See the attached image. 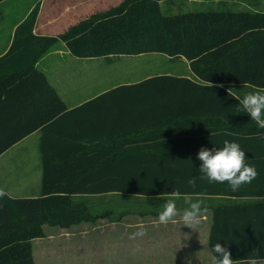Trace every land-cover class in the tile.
<instances>
[{"label": "trees", "instance_id": "obj_1", "mask_svg": "<svg viewBox=\"0 0 264 264\" xmlns=\"http://www.w3.org/2000/svg\"><path fill=\"white\" fill-rule=\"evenodd\" d=\"M39 12L38 3L0 56V156L41 130L44 169L39 196L0 197V264H36L33 240L45 236L46 224L71 228L96 222L102 207L97 203L102 201L91 197L117 193L115 200L121 199L124 211L129 206L145 211L154 205V213H160L176 189L182 194L177 201L181 210L188 207L184 197L202 200V209H211V251L219 241L229 244L234 258L246 259L254 248L264 255V136L257 135L264 130L238 110L239 101L233 97L242 98L252 90L245 83L264 87V11L213 9L165 15L159 0H124L59 36L35 33ZM60 40L80 58L151 52L187 58L194 78L155 75L120 85L84 105L143 106V122H123L115 132L131 133L147 124L160 134L161 123L172 122L174 127L171 123L164 129H169L164 135L169 138L134 141L128 148L132 153L111 156L98 152L86 157L82 155L87 151L69 146V139H82L90 132L69 133V108L37 65L49 44ZM210 82L214 87L206 86ZM225 140L240 144L247 163L257 168V178L237 191L227 183L199 179L195 188L189 186V179L200 176L201 147L219 148ZM112 202L113 196L103 201L104 210L110 211Z\"/></svg>", "mask_w": 264, "mask_h": 264}, {"label": "crops", "instance_id": "obj_2", "mask_svg": "<svg viewBox=\"0 0 264 264\" xmlns=\"http://www.w3.org/2000/svg\"><path fill=\"white\" fill-rule=\"evenodd\" d=\"M10 0L0 1V5ZM123 0H67L65 4H60L55 0H28L25 6L18 4L17 9L15 6L12 7L14 10L13 15L6 13V17L9 19V23L5 28L0 26V56L8 51L10 48L15 30L20 22H22L30 11L39 3L40 12L38 15L37 24L35 27V33L40 35H60L67 31L71 26L78 24L79 22L88 19L94 14H99L110 10L113 7L118 6ZM57 3V5H56ZM56 5V6H55ZM162 7V6H161ZM203 10V9H198ZM214 10H245V9H214ZM192 11V10H188ZM255 11H264L256 9ZM67 48L65 42H63ZM66 50V49H65ZM69 54L66 55L61 52L59 56L56 57H66L69 55L71 57L77 56L73 55L67 48ZM55 50L49 52L45 57H43L38 62V68L41 69L49 78L51 83L57 89L58 81L53 80L55 78L54 72L51 71L52 68V58L51 56L57 55ZM47 58H49L47 60ZM80 58V57H78ZM82 59V58H81ZM183 62H187V58H178ZM188 66L191 69V64ZM187 65V64H186ZM66 72V70H64ZM191 74H178V73H154L146 75L141 79L134 81H128L124 83H119L112 85L110 87L94 90L89 94L81 95L73 94L69 91L68 99L61 93V96L65 100L69 108V116L67 117V124L69 123V133L73 135L80 136L81 133L90 132L88 135H84L82 139L78 137L72 140L69 139V146L75 145V149H81V152L87 151L88 154L82 156L92 157L97 156L98 152L102 154L111 155H122L130 148V144L134 141L143 140H159L166 139L169 137H164L170 132L169 129L164 131V129L172 122H162L161 130L153 132L149 125H141L137 129H133L131 133L119 134L115 130L120 124H138L142 119L145 118L146 113L142 110L143 106H130L129 108H123L119 104H98L91 103L88 106H84L89 103V101L113 88H116L123 84H128L132 82H138L143 79L160 75L169 74L174 76H186L194 78L193 71L191 69ZM58 77V76H57ZM80 76H69V83L73 80L79 78ZM75 78V79H73ZM73 79V80H72ZM72 80V81H71ZM58 90V89H57ZM59 91V90H58ZM98 107V108H97ZM177 109V105L174 106ZM100 111H97V110ZM122 109H132L135 111H122ZM97 122V123H96ZM96 124V125H95ZM174 127V124H171ZM99 129L111 130V134H105ZM157 131V129H154ZM154 135V136H152ZM161 135V137H157ZM43 137V131L37 130L31 135L27 136L19 143L15 144L5 153L0 156V159L4 157L7 153H10L15 149V147L25 143L24 148H19L18 156H23L29 160L28 168L26 172L23 171L21 179H19V184L28 187L27 192L23 193L22 190L18 194L13 193L14 188H10L9 185H0L7 194L12 197H31L39 196L42 191L43 184V162H42V152H41V139ZM173 138V137H172ZM121 146V147H120ZM120 147V148H119ZM123 147V148H122ZM69 154V147L66 150ZM107 155V156H108ZM22 158V157H21ZM68 169V168H67ZM17 175H20L18 168L16 169ZM22 173V172H21ZM21 176V175H20ZM15 182L16 184H18ZM21 186V187H22ZM20 187V188H21ZM117 193H107L105 195H96L91 197V199L96 200L100 207L97 221L101 219H107L109 223L115 228L103 229L99 228L96 222H83L81 224L75 225V227L62 228L60 230H46L45 236L39 237L33 240V254L36 264H136L138 254L133 251V249H128L125 245L126 241H122V234L126 228H122V225H129L130 227H135L136 225L143 224L146 230V246L143 247L142 254L145 257V262L147 264H199V259L202 257L207 260L209 264L210 257L213 255L210 245H209V235L210 228L212 224V213L210 218L206 214H202V222L200 225L192 229L186 225H183L180 221V217H177L176 223L161 224L159 223L158 217L159 213H154V205H148L145 211H139L135 207L129 206L126 211L123 210L121 199L118 202L115 200ZM113 196L112 208L110 211L104 210L103 201L109 202ZM233 200H238L234 198ZM242 200V199H241ZM157 202V201H156ZM161 204V201H159ZM163 207V206H162ZM205 209V208H204ZM85 223H93L91 225L96 226L93 228H76L79 225ZM128 228V227H127ZM102 238H108L104 240ZM39 243V251L37 250L36 244ZM58 243L56 248H48L47 244ZM140 250V251H141Z\"/></svg>", "mask_w": 264, "mask_h": 264}, {"label": "rangeland", "instance_id": "obj_3", "mask_svg": "<svg viewBox=\"0 0 264 264\" xmlns=\"http://www.w3.org/2000/svg\"><path fill=\"white\" fill-rule=\"evenodd\" d=\"M57 3L65 4L67 0H55ZM124 1V0H123ZM122 1V2H123ZM23 3L22 6L28 3V0H10L8 2L0 5V26L5 28L9 19L6 17V13L12 15L14 10L13 6H18V4ZM121 2V3H122ZM160 5L162 6V11L165 15L182 13L188 10H213V9H245V10H264V0H159ZM56 3V5H57ZM120 3V4H121ZM119 4V5H120ZM55 5V6H56ZM114 8V7H113ZM17 9V7H16ZM95 15V14H94ZM14 14L11 16V18ZM93 16V15H92ZM74 26V25H73ZM72 27V26H71ZM70 29V28H69ZM68 29V30H69ZM67 30V31H68ZM66 32V31H65ZM64 32V33H65ZM63 34V33H62ZM61 35V34H60ZM59 36V35H53ZM64 41H55L49 44V50L41 57H45L51 51H57V55L51 56L52 58V68L51 71H55L54 75L56 79L57 89L61 92L67 99L69 96V91L73 94L86 95L91 93L94 90H101L107 87H110L115 84L124 83L128 81H134L141 79L149 74L154 73H178V74H191V69L188 66L187 62H183L179 59H174L168 55L160 52H151L143 53L138 55H113L111 57H86V58H73L69 59V55L66 57H56L63 52L64 55L68 52L66 46L63 43ZM1 44V43H0ZM66 49V50H65ZM69 54V53H67ZM47 58V60L49 59ZM40 59V60H41ZM39 60V61H40ZM187 64V65H186ZM190 64V62H189ZM66 70V72L64 71ZM80 77L75 80H71L69 83V76ZM58 76V77H57ZM25 143L15 147L13 151L7 153L2 159H0V185H9L13 189V193L18 194L21 192L26 193L28 187L23 184L20 185L19 179L23 175V171L26 172L28 164L30 163L28 159L23 156L19 157L17 154L19 148H24ZM18 168L20 175H17L16 169ZM22 172V173H21ZM17 182L18 184H16ZM4 183V184H3ZM22 186V187H21ZM21 187V188H20ZM19 190H22L21 192ZM202 214H206L210 218L211 209L206 206L205 209H202ZM99 228L111 229L115 228L107 219H101L96 222ZM93 223H85L79 225L76 228H93L96 226L91 225ZM75 227V225L73 226ZM128 227V228H127ZM65 227L58 225L46 224L44 229L46 230H60ZM122 228H126L122 232L124 235L122 241H126L125 245L128 249H133L138 255L136 264H147L145 262V257L141 253L143 247L146 246V235L142 238H137L135 240L130 239L132 233L137 231V227H130L129 225H122ZM107 240L108 238H102ZM59 245L58 243L47 244L49 248H56ZM37 250L35 253H38L40 244L37 243ZM141 250V251H140ZM207 260L202 257L199 259V264H207ZM173 264V263H170ZM175 264V263H174ZM179 264V263H178Z\"/></svg>", "mask_w": 264, "mask_h": 264}, {"label": "clouds", "instance_id": "obj_4", "mask_svg": "<svg viewBox=\"0 0 264 264\" xmlns=\"http://www.w3.org/2000/svg\"><path fill=\"white\" fill-rule=\"evenodd\" d=\"M207 87H214L210 82ZM222 87L223 85H215ZM244 87H251L241 98L233 96L239 101V111L247 113L251 120L256 122L257 128L264 130V87H253L245 83ZM231 95V93L229 92ZM232 135V133H228ZM257 135L264 136V132H258ZM197 158L201 161L199 166V177H192L188 180V185L195 188L197 179L207 180L209 183H227L232 191H237L244 185L251 183L257 178L259 172L255 165L247 163L248 157L242 150L237 141L225 140L222 147L202 146L197 153ZM7 195L3 188H0V197ZM182 198L178 189L173 190L170 198L166 199L163 210L159 213V223H176L177 217L183 225L192 229L202 222V204L203 201L197 199L195 202L184 197L188 207L181 210L177 206V201ZM137 231L131 234L130 239L142 238L146 230L143 224L136 225ZM213 255L210 257L209 264H264V255L260 254L259 248L252 249L246 259L234 258L227 242H217L212 247Z\"/></svg>", "mask_w": 264, "mask_h": 264}]
</instances>
